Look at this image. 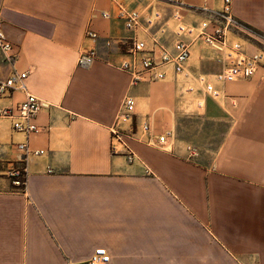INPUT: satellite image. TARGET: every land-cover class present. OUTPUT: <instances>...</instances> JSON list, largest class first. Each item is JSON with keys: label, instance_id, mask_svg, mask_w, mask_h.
<instances>
[{"label": "crops", "instance_id": "crops-1", "mask_svg": "<svg viewBox=\"0 0 264 264\" xmlns=\"http://www.w3.org/2000/svg\"><path fill=\"white\" fill-rule=\"evenodd\" d=\"M223 0H0V18L14 56H0V80L27 72V92L47 104L27 139L0 119V264H83L97 248L107 264H264V62L248 79L220 84L222 57L192 40L183 74L132 84L119 69L132 32L119 8L142 15L138 39L172 50L177 26L218 23ZM232 15L262 39L230 28L247 53L264 45V0H232ZM102 13L108 15L107 18ZM157 15L158 18H155ZM153 24L148 26L146 19ZM148 28V29H147ZM90 30L96 39L85 37ZM94 49L88 68L79 55ZM218 58L221 63L218 62ZM203 75L221 92L213 99L195 82ZM138 135L172 130L159 150L130 141L135 158L111 153L110 128L125 98ZM24 99L16 90L0 108ZM27 141L25 190L7 171ZM197 150L190 157L187 150Z\"/></svg>", "mask_w": 264, "mask_h": 264}, {"label": "built area", "instance_id": "built-area-1", "mask_svg": "<svg viewBox=\"0 0 264 264\" xmlns=\"http://www.w3.org/2000/svg\"><path fill=\"white\" fill-rule=\"evenodd\" d=\"M177 2L178 0H168ZM232 0H223L221 10L216 13L213 18L220 24L208 31L209 23L202 21L198 27H186L183 25L177 26V40L173 44L170 51L155 38H151V45L136 37L139 29H142V15L137 11L126 10L119 8L118 17L123 20L124 27L127 31L132 32L133 36L127 42L128 58L123 60L119 69L131 77L132 84L149 79L151 81H162L166 77L168 68L176 75L184 73L188 60L190 58L191 43L184 40V37H189L192 40L201 39L202 42L221 54L224 62L223 69L214 75V80L220 84L232 82L239 79L251 78L258 68L261 66L263 54L262 52L247 53L241 45V42L230 41L228 38L230 28H237L235 18L231 11ZM104 18H107L106 13H102ZM155 18H158L155 15ZM148 26L152 25L151 18L146 19ZM3 21L0 18V56L5 59H11L14 56L12 45L6 40L2 30ZM148 29V28H147ZM145 31V29H142ZM146 32V31H145ZM86 38L96 39L95 32L88 30L85 33ZM96 52L90 49L79 55L77 66L80 68H88L94 62ZM27 72H14L9 78L0 80V97H4L20 90L24 93V99L17 104L15 108H0V119H10L12 121V129L15 132L22 133L26 139L37 132L35 118L41 108L45 107L43 101L36 96L27 92L25 80ZM195 82L204 89V92L213 99H219L221 92L213 87L210 82H207L203 75L195 78ZM135 111V101L127 97L121 105V110L117 115L116 123L110 128L111 134V153L122 154L129 162L135 158L129 142L137 141L146 145L159 149H168L174 138L172 130H165L158 136L151 133L148 124L144 123L140 127V133L137 135L134 130L128 132L120 129V126L125 123H130L133 120ZM17 148L22 151L19 160V166H14L7 171V177L10 179L11 186L19 192L25 190L26 176V160L29 155H41L42 151H30L28 143L18 144ZM190 157L197 155V150L193 147L187 148ZM109 255L104 248L94 250L92 256L83 264H107Z\"/></svg>", "mask_w": 264, "mask_h": 264}, {"label": "rangeland", "instance_id": "rangeland-1", "mask_svg": "<svg viewBox=\"0 0 264 264\" xmlns=\"http://www.w3.org/2000/svg\"><path fill=\"white\" fill-rule=\"evenodd\" d=\"M236 27L238 28V29H240L239 27H238V25H236ZM242 29V28H241ZM242 30H244V31H242V33H243V35H246V36H248V37H251V38H253V39H255V38H259V39H262L261 37V35H259V34H256V32H252V31H250L249 30V28L248 27H245L244 26V28L242 29ZM262 44H264V43H262ZM261 48H260V50H261V52H262V56H263V59H262V62H264V45H261L260 46ZM95 51V50H94ZM86 52V51H85ZM257 52H260L259 50L257 51ZM220 56H221V54L220 53H218ZM218 62L219 63H221V61L219 60V58H218ZM222 70V69H221ZM219 73V72H218ZM239 80H241V79H239ZM208 96V95H207ZM210 97V96H209Z\"/></svg>", "mask_w": 264, "mask_h": 264}, {"label": "trees", "instance_id": "trees-1", "mask_svg": "<svg viewBox=\"0 0 264 264\" xmlns=\"http://www.w3.org/2000/svg\"><path fill=\"white\" fill-rule=\"evenodd\" d=\"M245 27H247V26H245Z\"/></svg>", "mask_w": 264, "mask_h": 264}]
</instances>
